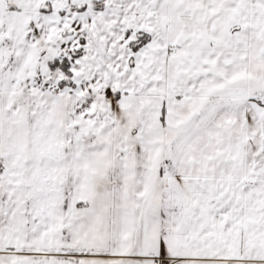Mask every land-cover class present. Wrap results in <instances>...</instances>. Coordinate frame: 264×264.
Listing matches in <instances>:
<instances>
[{
  "label": "snow or ice",
  "instance_id": "6c2138e0",
  "mask_svg": "<svg viewBox=\"0 0 264 264\" xmlns=\"http://www.w3.org/2000/svg\"><path fill=\"white\" fill-rule=\"evenodd\" d=\"M0 264H264V0H0Z\"/></svg>",
  "mask_w": 264,
  "mask_h": 264
}]
</instances>
